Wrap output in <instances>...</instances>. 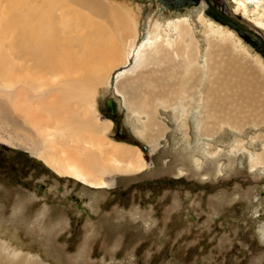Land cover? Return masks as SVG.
I'll return each mask as SVG.
<instances>
[{
	"label": "rangeland",
	"instance_id": "1",
	"mask_svg": "<svg viewBox=\"0 0 264 264\" xmlns=\"http://www.w3.org/2000/svg\"><path fill=\"white\" fill-rule=\"evenodd\" d=\"M9 1L0 0L1 25L5 24L3 17L13 12ZM210 1L216 6L215 0ZM124 2L135 10L139 44L151 37L157 23L182 16L195 23L197 38L207 44L203 27L196 23V10H204L208 19L222 25L211 14L207 0L180 9L167 8L163 0ZM59 20L55 19V26L63 34L66 30L58 26ZM83 21H77L75 14L68 22L74 31L71 40L77 39L79 51L77 34L84 32L79 26ZM6 25L3 30L9 32ZM15 27L10 49L22 70L15 76L23 79L29 77L26 71L34 74L38 69L19 51L21 25ZM235 34L246 51L233 49L225 41L213 42L215 46L208 48L221 55L215 58L218 74L212 76L207 66L193 83L190 81L198 84L200 109L189 112L185 126L173 108L161 109L156 123L160 137L147 131L145 139L134 131L132 119L141 125L129 115V108L136 109L115 90L117 73L129 72L134 59L130 57L114 69L111 83L98 86L94 117L100 125L108 126L107 138L100 142L106 146L103 156L118 153L129 143L144 153L146 164L137 171H107L106 187L90 186L68 173H59L44 160L56 152L63 155L65 150L72 155V150L81 149L84 138L76 139L60 128L85 119L84 102L72 100L73 114L64 108L75 118L65 126L56 128L48 121L42 126L12 105L13 98L6 94L9 89L0 83V264H264V164L253 167L250 163V153L264 148V123L260 125L264 121V70L255 61L260 60L264 67V57L237 31ZM221 62L222 76L219 84L215 83L221 89L214 90L215 107L211 110L237 121L240 127L218 126V118L205 127L201 120L206 115L211 79L219 77ZM17 91L13 88L10 96L15 97ZM108 97L118 104L117 115L110 113ZM33 99L28 105L30 114L41 109ZM71 126L76 133L79 125ZM121 128L124 133L119 135ZM151 136H156L155 141ZM153 143L157 144L154 148ZM85 149L84 144L82 151ZM95 151L101 155L103 148Z\"/></svg>",
	"mask_w": 264,
	"mask_h": 264
},
{
	"label": "bare ground",
	"instance_id": "2",
	"mask_svg": "<svg viewBox=\"0 0 264 264\" xmlns=\"http://www.w3.org/2000/svg\"><path fill=\"white\" fill-rule=\"evenodd\" d=\"M124 1L10 0L13 12L9 11L2 22L7 24L6 27L11 34L3 30L5 24H0V83L9 89L6 94L13 98L12 105L17 107L19 112L29 115V120L33 123L44 126L42 122L48 121L56 128H60L57 126H65V122L69 123V120L75 119L69 117L68 113L72 109V100L75 99L78 104L85 103L84 106L82 105L87 112L84 115L85 119L71 123L79 125L78 131L74 133L71 124L60 129L72 133V137L76 139L84 138L85 141L81 144H85L87 149L82 151V145H79L81 149L72 150L70 152L72 155L79 154L76 158L63 150V155L56 152L52 157H44V160L55 166L59 173H68L90 186L106 187L109 182L105 180L104 174L112 169L137 171L146 166L144 153L136 145L125 142L118 153L122 158H128L127 162L122 161L116 151L108 152L103 156L106 146L101 145L100 142L106 140L108 126L100 125L94 117L95 95L99 85L111 83L110 76L114 69L127 63L130 57L134 59V65L129 72L117 73L114 87L117 93L122 94L124 99H129L134 105L136 111L129 108L131 113L129 115L136 118L141 126L130 118L132 127L136 133L142 134L146 139L147 131L156 133V136L160 137L156 123L159 121L161 109L173 108L179 113L178 116L184 126L189 112L192 110L198 112L201 103L197 98L198 80L196 84H190V81L193 83L192 79L196 78L199 72L207 70V66L209 72L213 71L212 76L218 74L215 58L221 55L208 48L215 46L213 42L225 41L233 49L246 51L242 42L236 37L233 27L216 17L215 19L222 25L211 21L204 15V10L199 13L197 10L194 12H196V23L203 27L201 33L207 38L205 41H209L208 45L197 38L195 23L193 24L187 16H182V19L176 21L170 18L164 24L157 23L151 37L143 44H139L135 10L131 6H126L128 4ZM224 2L233 13L241 15L246 22L264 34V0H224ZM213 7L212 15H215V12L217 16L223 14L218 11L217 3ZM75 14L77 21L84 20L79 25L84 32L77 34L81 44L80 51L75 43L78 42L77 39L73 37L71 40L74 31L72 32L68 27V22ZM58 17L60 19L58 26L63 31L66 30L63 34H60L55 26V19ZM15 25H21L22 46L19 51L33 60L38 69L34 74L26 71V76L29 77L23 79L21 75L15 76L16 73L21 74L22 70L18 68L19 65L15 62V56L13 57L10 49L16 35ZM1 36L5 37V41ZM67 39L69 42H66ZM5 42H9V48L6 47ZM255 61L264 70L260 60ZM220 64L219 77L217 76L215 80L214 77L211 79L206 115L202 116L201 120L205 127L212 126V120L217 118L218 126L240 127L237 121L235 123L228 118H221L211 110L212 106L215 107L214 90L221 89L215 84H219V78L222 76L224 63ZM15 68L18 69L17 72ZM5 69L11 74H7ZM19 82L24 84L21 85ZM13 88L18 90L15 97L10 96ZM34 97L39 100L33 99ZM32 99L41 109L34 110L30 114L28 105ZM116 105L118 113V104ZM208 105L211 112L208 111ZM6 109L8 110L7 106ZM262 123L264 121L260 125ZM156 130L158 133L155 132ZM156 136L150 137L152 142L155 141ZM261 139L264 140V136ZM156 145L153 143V148ZM96 148L98 150L103 148L101 155L95 151ZM42 152L41 149L40 156H43ZM250 154L252 155L250 163L253 167L264 164V148L262 151Z\"/></svg>",
	"mask_w": 264,
	"mask_h": 264
},
{
	"label": "water",
	"instance_id": "3",
	"mask_svg": "<svg viewBox=\"0 0 264 264\" xmlns=\"http://www.w3.org/2000/svg\"><path fill=\"white\" fill-rule=\"evenodd\" d=\"M207 1L210 5L209 10L212 11V8L214 7L211 5L210 0ZM189 2L197 3V0H190ZM216 2L219 7L218 11H220L221 13L223 12V14L217 16V12H215L214 17H216L219 21H222L223 23H226L236 29L238 34L242 36L245 41L252 44L255 49H258L262 53V55H264V34L253 25L246 22L241 15L233 13L224 2V0H216ZM225 13H227L228 15H225ZM106 105L110 113H112L113 115H117V105L112 97L106 98ZM123 133L124 129L121 128V131H119V135H122ZM78 206L80 207L81 204L78 203ZM82 209L89 213V210L86 207H82Z\"/></svg>",
	"mask_w": 264,
	"mask_h": 264
},
{
	"label": "flooded vegetation",
	"instance_id": "4",
	"mask_svg": "<svg viewBox=\"0 0 264 264\" xmlns=\"http://www.w3.org/2000/svg\"><path fill=\"white\" fill-rule=\"evenodd\" d=\"M190 0H175V2H173V4H170L171 3V1H169V3L167 2V1H164L163 0V3H165L166 4V7L167 8H176V9H180V8H183L184 6H188L189 4H191V2H189ZM215 2H216V0H215ZM193 3V2H192ZM217 3V2H216ZM215 3V4H216ZM164 5V4H163ZM165 6V5H164ZM171 8V9H172ZM219 8V7H218ZM26 183V182H25ZM27 184V183H26ZM39 187H41V188H43L44 187V183H42V182H38V184H37ZM60 189H62V187H59Z\"/></svg>",
	"mask_w": 264,
	"mask_h": 264
}]
</instances>
